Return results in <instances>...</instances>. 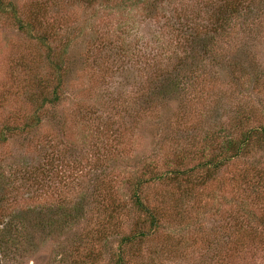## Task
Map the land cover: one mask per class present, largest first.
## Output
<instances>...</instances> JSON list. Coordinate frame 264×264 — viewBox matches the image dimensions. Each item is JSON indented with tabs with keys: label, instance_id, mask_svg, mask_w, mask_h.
<instances>
[{
	"label": "rangeland",
	"instance_id": "1",
	"mask_svg": "<svg viewBox=\"0 0 264 264\" xmlns=\"http://www.w3.org/2000/svg\"><path fill=\"white\" fill-rule=\"evenodd\" d=\"M133 1L5 0L24 19L37 14L36 30L53 47L69 40L59 105L46 110L37 129L0 143L6 172L41 165L53 172L43 190L19 189L13 211L60 199L82 198L86 206L82 217L58 230L29 228L1 264H72L60 258L87 233L107 235L92 249L94 264H110L109 248L133 221L129 182L145 165L164 169L166 160L187 154L216 129L218 119L224 126L238 116L249 117L251 125L264 123V22L252 41L243 29L232 32L217 60L207 63L205 78L159 95L157 85L182 56L173 27L190 18L209 24L222 0H163L147 11ZM45 55L39 41L0 12V127L23 124L33 112L28 91L35 70L49 68ZM236 62L247 72L240 79ZM256 164L264 167V152L232 161L184 199L174 184H148L145 195L159 203L165 218L129 264H264V203L244 186ZM97 200L123 207L114 230L103 228Z\"/></svg>",
	"mask_w": 264,
	"mask_h": 264
},
{
	"label": "trees",
	"instance_id": "2",
	"mask_svg": "<svg viewBox=\"0 0 264 264\" xmlns=\"http://www.w3.org/2000/svg\"><path fill=\"white\" fill-rule=\"evenodd\" d=\"M79 1L94 4L102 0ZM162 1L134 0L132 5L147 11L154 9ZM260 3H262L260 0L257 2L256 0H222L214 10L209 24H202L190 18L174 26L173 29L181 44L182 56L178 58L172 69L167 71L163 82L157 85V93L168 94L177 90L185 81L191 80L196 83L205 78L209 73L206 69L207 63L210 60H217L221 54L220 47L228 42V37L237 28L249 33L248 39L252 41L251 36L264 22V3L263 5ZM10 6L11 4L5 0H0V12L9 16L17 31L39 41L46 48L45 60L49 68L47 71L38 68L33 75L34 80L28 91L33 112L23 124L1 126L0 143L4 142L8 135L19 132L29 133L40 126L46 110L55 109L63 99L67 74L64 57L69 40L61 49L56 46L54 48L49 44L48 36L37 32L36 29L40 25L37 14L24 19L19 16L15 8ZM238 65L236 62V72L240 79V75L247 72ZM233 68L235 69V66ZM216 123L218 124L216 129L206 131L200 141L191 145V151L187 152L188 159H186L187 154H183L173 161L166 160L165 165L162 166L164 169L154 164H147L141 174L134 176L129 182V212L133 221L129 229L119 234L116 248L112 246L109 248L110 264H129L145 238L162 226L165 214L158 202H150L145 195L144 190L148 184H174L182 195L185 194V197H181L184 199L194 194L195 189L204 186L232 161L253 158L256 154L264 152V123L251 125L249 117L244 116L236 117V123L230 122L225 126L221 125L219 119ZM51 159L53 160L52 156ZM188 160L192 161L190 165ZM3 169L0 166V264L27 237L26 232L29 228L42 232L58 230L62 225H69L82 217L86 206L82 198L73 203L60 199L53 204L30 207L27 210L14 208L13 211L14 204L20 198L19 189L27 187L30 191L35 187L43 190L52 180L53 172L47 170L46 165L36 167L35 170L15 169L9 173ZM244 186L264 203V167L256 164L250 168L249 174L244 176ZM97 204L100 206H96V209L100 210L104 217L103 228L114 230L119 218L118 212L123 207L113 201L102 205L101 201L97 200ZM98 219L101 217L98 216ZM261 224L264 227V219ZM99 240L106 242L107 235L96 237L94 233H87L85 239L80 238L79 243L63 255L60 261L69 258L72 264H94L96 256L92 246Z\"/></svg>",
	"mask_w": 264,
	"mask_h": 264
}]
</instances>
